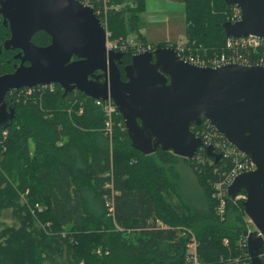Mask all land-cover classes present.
I'll return each mask as SVG.
<instances>
[{
  "label": "trees",
  "instance_id": "trees-1",
  "mask_svg": "<svg viewBox=\"0 0 264 264\" xmlns=\"http://www.w3.org/2000/svg\"><path fill=\"white\" fill-rule=\"evenodd\" d=\"M179 1L187 42L203 55L227 51L222 23L231 20L233 6ZM109 3L126 4L109 10L106 25L111 39L127 45L119 64L127 79L123 67L138 52L126 41L129 33L145 47L175 43L146 41L140 32L145 0ZM8 31L0 23V41ZM32 40L45 45L51 38L39 31ZM237 52L264 60V45ZM3 57L0 75L13 70L12 58ZM34 89V95L13 91L14 117L0 126V264H187L190 231L201 263L251 264L244 199L229 196L224 215L217 210L214 184L228 176L230 156L215 163L204 147L193 158L162 148L145 155L131 145L119 110L108 131L102 107L80 90L66 92L59 84ZM191 129L214 131L206 118ZM181 158L195 176L192 183L177 169Z\"/></svg>",
  "mask_w": 264,
  "mask_h": 264
},
{
  "label": "water",
  "instance_id": "water-1",
  "mask_svg": "<svg viewBox=\"0 0 264 264\" xmlns=\"http://www.w3.org/2000/svg\"><path fill=\"white\" fill-rule=\"evenodd\" d=\"M225 2L242 11L240 20L222 23L227 37L264 40V0ZM0 13L11 32L3 47L23 51L16 56L21 65L0 75V126L14 117V106L8 109L4 100L8 91L50 84L94 99L111 98L131 145L145 155L162 148L195 157L204 140L191 127L206 118L256 165L238 174L228 193L247 194L244 210L255 226L246 234L250 260L264 264V65L198 66L164 46L134 53L124 80L119 68L124 52L106 48V29L91 6L79 0H0ZM37 31L49 34L51 43L31 42ZM206 149L215 163L221 159L213 145Z\"/></svg>",
  "mask_w": 264,
  "mask_h": 264
},
{
  "label": "built area",
  "instance_id": "built-area-1",
  "mask_svg": "<svg viewBox=\"0 0 264 264\" xmlns=\"http://www.w3.org/2000/svg\"><path fill=\"white\" fill-rule=\"evenodd\" d=\"M81 3H84L85 5L91 6L98 17L100 18L102 22V26L106 29V48L108 50H114V51H124L127 49V45L124 43H119L117 41H113L110 39V33L107 29L106 23H107V16L109 10L112 9L118 10L122 5L121 4H115V3H109V0H103V7L97 8L96 3L98 0H79ZM231 15L232 21H238L242 17V11L238 6H233ZM264 45V40L260 37L254 36V35H248L244 37H227L226 40V48L227 51H223L219 54H213V55H203L199 53L198 48L193 47L190 45L187 40H182L178 43L173 44L172 46L177 49L179 56L181 59H183L186 62H189L191 64H195L198 66H221L228 63H240L244 65H264V60L254 61L249 58L245 53L237 52L238 48L243 49H251L253 51H256L259 46ZM139 48L137 49V51ZM141 52V51H138ZM96 104L101 106L103 111L106 114V129L108 131H111V127L113 124V118L116 112L118 111V108L115 104V102L111 99H102V98H95L94 99ZM208 122V121H207ZM209 123V122H208ZM210 124V123H209ZM211 125V124H210ZM214 128V127H213ZM198 134V133H197ZM201 136L204 140V148H206L208 145H213L214 151L218 154H221L222 157H228L230 156L233 159L234 165L232 169L230 170L228 176L224 180V182L221 183H215V195L218 199V206L217 210L218 213L223 216L226 211V200L228 197H232L228 193V188L235 179V177L243 172H248L254 170L256 167L255 163L242 151H240L238 148L231 143L228 142V140L220 134L218 131L215 130L211 131L208 130L204 132L203 134H198ZM201 147V148H203ZM237 199H245L247 198V194L244 192L237 193V195L234 196ZM110 204V203H108ZM250 231V230H249ZM197 239L195 234L190 231V238L187 244V264H203L200 262L197 254Z\"/></svg>",
  "mask_w": 264,
  "mask_h": 264
},
{
  "label": "rangeland",
  "instance_id": "rangeland-1",
  "mask_svg": "<svg viewBox=\"0 0 264 264\" xmlns=\"http://www.w3.org/2000/svg\"><path fill=\"white\" fill-rule=\"evenodd\" d=\"M126 4L122 5L119 9L125 7ZM143 28L140 32L146 37V41L151 44L158 42H165L166 40H172V43H178L181 40H185L188 36L186 33V21H185V8L184 3L179 0H146ZM108 29V28H107ZM110 36H112V31L108 29ZM1 37V36H0ZM111 39V38H110ZM113 41L119 42L118 39H111ZM126 41L135 45L139 50L144 51L147 49H154L155 47H145L142 41L137 37L135 33H129ZM168 42V41H167ZM120 43V42H119ZM170 44V42H168ZM3 41H0V47ZM169 46H172L169 45ZM157 48V47H156ZM12 52L4 55L6 59L12 58ZM3 57V59L5 58ZM2 60V57L0 58ZM2 62V61H1ZM39 89H30L26 91L27 95H34ZM177 169L179 170L184 183H192L195 181V176L192 170L187 165L184 159H179L177 162ZM28 193V190H26ZM249 217H247V223L249 225L248 229L254 230L255 226L251 222Z\"/></svg>",
  "mask_w": 264,
  "mask_h": 264
},
{
  "label": "flooded vegetation",
  "instance_id": "flooded-vegetation-1",
  "mask_svg": "<svg viewBox=\"0 0 264 264\" xmlns=\"http://www.w3.org/2000/svg\"><path fill=\"white\" fill-rule=\"evenodd\" d=\"M0 23H2L5 27H7L8 29H9V31H8V37L5 39V40H7L9 37H10V35H11V32H10V27H9V24H8V22H5V20H4V16H3V14H1L0 13ZM36 33H39V31H37V32H35L34 34H33V36L36 34ZM33 36H32V38H33ZM32 38H31V42H33V40H32ZM51 38V37H50ZM5 43V41H3V44ZM34 43V42H33ZM49 43H51V40H50V42ZM48 43V44H49ZM3 44H2V46L0 47V49H1V51H0V57H3V55L5 54V52L6 51H11L13 54H12V65H13V70L12 71H10V72H13V71H15V69L17 68V67H19L20 65H21V59L20 58H17L16 56L17 55H19V53H23V51H22V49L21 48H16V49H13V48H11V49H5L4 47H3ZM34 44H36V43H34ZM48 44H45V45H39V44H36V45H38V46H46V45H48ZM122 52H124V51H122ZM126 52V51H125ZM123 56H124V53H123ZM123 58V57H122ZM73 59H77V57H73ZM122 60V59H121ZM24 64L25 65H29L30 63L28 62V61H25L24 62ZM121 64V63H120ZM123 69H124V67H123ZM10 72H6V73H10ZM101 72L100 71H97L96 72V74L98 75V74H100ZM5 74V73H4ZM124 75H125V71H124ZM125 77H126V75H125ZM91 78H93V77H91ZM100 80H103V77H101L100 78ZM124 80H126V79H124ZM51 85H53V84H50V85H45V86H51ZM37 86H44V85H37ZM37 86H34V87H21V88H19V89H11L10 91H8L7 93H6V97H5V102H6V105H7V107H8V109H9V107L10 106H13V104H14V102H13V100H14V98L13 97H11L12 96V94H14V92L13 91H16L18 94L19 93H21L22 92V90H30V89H34V88H36ZM75 89V88H74ZM73 90V89H72ZM76 90H78V89H76ZM71 91V90H70ZM8 94V95H7ZM7 96H9L8 98H7ZM11 99V100H10ZM8 100H10V103H8L7 101Z\"/></svg>",
  "mask_w": 264,
  "mask_h": 264
},
{
  "label": "crops",
  "instance_id": "crops-1",
  "mask_svg": "<svg viewBox=\"0 0 264 264\" xmlns=\"http://www.w3.org/2000/svg\"><path fill=\"white\" fill-rule=\"evenodd\" d=\"M145 3H146V0H145ZM144 35V34H143ZM145 36V35H144ZM170 42V43H172V40H166L165 42ZM182 41V40H181ZM162 42V41H161ZM180 42V41H179ZM158 43H160V42H158ZM149 44H151V43H149Z\"/></svg>",
  "mask_w": 264,
  "mask_h": 264
}]
</instances>
